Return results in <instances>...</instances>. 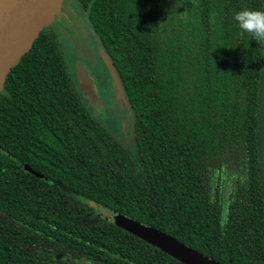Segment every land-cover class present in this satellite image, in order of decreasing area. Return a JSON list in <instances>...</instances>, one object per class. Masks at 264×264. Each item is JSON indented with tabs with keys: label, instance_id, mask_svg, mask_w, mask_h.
Instances as JSON below:
<instances>
[{
	"label": "trees",
	"instance_id": "obj_1",
	"mask_svg": "<svg viewBox=\"0 0 264 264\" xmlns=\"http://www.w3.org/2000/svg\"><path fill=\"white\" fill-rule=\"evenodd\" d=\"M75 2L132 149L80 99L53 20L0 92V264H183L93 204L222 264H264V44L233 19L264 0Z\"/></svg>",
	"mask_w": 264,
	"mask_h": 264
},
{
	"label": "water",
	"instance_id": "obj_2",
	"mask_svg": "<svg viewBox=\"0 0 264 264\" xmlns=\"http://www.w3.org/2000/svg\"><path fill=\"white\" fill-rule=\"evenodd\" d=\"M64 1L0 0V92L8 73L28 51L39 33L59 14ZM99 54L111 74L117 97H122L121 86L110 60L101 49ZM75 75L77 83L82 88H87V77L79 65L75 67ZM23 168L26 166L23 165ZM104 217L113 225L157 247L183 264H222L184 245L174 237L125 217L114 209L105 208Z\"/></svg>",
	"mask_w": 264,
	"mask_h": 264
},
{
	"label": "rangeland",
	"instance_id": "obj_3",
	"mask_svg": "<svg viewBox=\"0 0 264 264\" xmlns=\"http://www.w3.org/2000/svg\"><path fill=\"white\" fill-rule=\"evenodd\" d=\"M53 23L68 69L73 72L76 65H81L90 79L92 89L96 90L92 95V92L85 94L75 84L80 99L101 124L111 133L116 134L129 149H132L130 108L124 98L116 97L115 89L113 90L115 84L99 54L101 49L99 41L75 0H65ZM74 74L75 71L73 76L76 80ZM93 205L98 214H104L103 208H97V204Z\"/></svg>",
	"mask_w": 264,
	"mask_h": 264
},
{
	"label": "clouds",
	"instance_id": "obj_4",
	"mask_svg": "<svg viewBox=\"0 0 264 264\" xmlns=\"http://www.w3.org/2000/svg\"><path fill=\"white\" fill-rule=\"evenodd\" d=\"M233 19L241 34H249L253 40L264 44V10L244 8L236 11Z\"/></svg>",
	"mask_w": 264,
	"mask_h": 264
},
{
	"label": "flooded vegetation",
	"instance_id": "obj_5",
	"mask_svg": "<svg viewBox=\"0 0 264 264\" xmlns=\"http://www.w3.org/2000/svg\"><path fill=\"white\" fill-rule=\"evenodd\" d=\"M80 67H81V65H79ZM82 68V67H81ZM74 71H75V69H74ZM73 71V72H74ZM75 75V74H74ZM86 75V74H85ZM76 76V75H75ZM86 77H87V75H86ZM87 80H88V86H87V88H82L78 83H76L77 85H78V87H80V89H82L84 92H85V94H87V93H91V95L92 94H94V91H96V90H93L92 89V87H91V83H90V79L87 77ZM76 82H77V79L75 80ZM115 89V93H116V97H117V92H116V88H115V86H114V88H113V90ZM114 93V94H115Z\"/></svg>",
	"mask_w": 264,
	"mask_h": 264
}]
</instances>
